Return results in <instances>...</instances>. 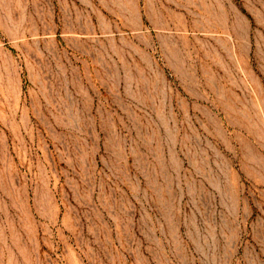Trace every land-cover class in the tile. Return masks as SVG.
<instances>
[{
	"label": "rangeland",
	"instance_id": "374dc122",
	"mask_svg": "<svg viewBox=\"0 0 264 264\" xmlns=\"http://www.w3.org/2000/svg\"><path fill=\"white\" fill-rule=\"evenodd\" d=\"M0 264H264V0H0Z\"/></svg>",
	"mask_w": 264,
	"mask_h": 264
}]
</instances>
